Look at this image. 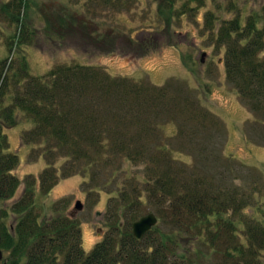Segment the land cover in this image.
Returning <instances> with one entry per match:
<instances>
[{
    "label": "trees",
    "instance_id": "obj_1",
    "mask_svg": "<svg viewBox=\"0 0 264 264\" xmlns=\"http://www.w3.org/2000/svg\"><path fill=\"white\" fill-rule=\"evenodd\" d=\"M100 1L115 7L122 2ZM25 6L26 0H14L0 7V15L11 14L21 24L18 45L31 33L19 18ZM218 42L227 48V82L264 137V24L255 16L244 25L239 18L229 21ZM112 44L107 42L109 48ZM154 51L147 46L135 56L128 51L123 55L136 58ZM5 63L0 62V249L7 253L2 264H262L264 220L256 216L264 219V210L257 183L249 188L227 184V168L196 172L198 166L179 162L158 140L160 127L174 125L176 138L189 132L191 138H203V153L196 161L219 160L227 132L216 115L187 97L179 107L165 101L172 81L157 87L111 76L101 65L80 63L55 65L36 77L24 57L9 78L2 76ZM10 87L14 93L5 104ZM18 113L32 124L21 140L34 150L28 163L45 162L38 177L28 175L22 181L13 174L19 159L10 152L6 135L17 124ZM126 164L137 171L131 179L122 167ZM76 176L88 177L85 190L96 195L93 204L100 202L101 193L109 196L106 223L111 230L89 254L83 249L80 222L64 214L41 222L36 208L37 191L47 195L60 180ZM21 185V197L7 208ZM150 207L158 225L137 240L132 224ZM230 213L233 219L227 217ZM9 214L15 216L12 227L5 224Z\"/></svg>",
    "mask_w": 264,
    "mask_h": 264
},
{
    "label": "rangeland",
    "instance_id": "obj_2",
    "mask_svg": "<svg viewBox=\"0 0 264 264\" xmlns=\"http://www.w3.org/2000/svg\"><path fill=\"white\" fill-rule=\"evenodd\" d=\"M12 1L0 0V7ZM26 2L27 7L19 16L21 23L31 32L25 44L16 43L21 24H16L11 14L0 15V62L6 61L3 77L8 75L11 78L24 57L31 75L36 77L45 76L55 65L80 63L101 65L111 76L134 81L141 79L157 87L172 81L165 101H172L168 103L179 107L183 104V97L195 100L198 106L224 123L226 144L219 160L209 158L199 162L196 160L202 156L201 146L205 144L202 137L191 138L189 132L186 138H176L175 126L169 125L159 126L158 140L173 151L172 156L179 162L187 167L198 166L196 172L204 173V169L210 166L219 167L215 169L217 173L227 168L223 175L227 184L249 188L257 183L262 197L259 203L264 210L263 129L252 126L253 114L228 84L225 68L227 48L218 42L221 29L237 18L244 25L248 17L255 16L262 27L264 0H122L117 7L104 5L100 0ZM152 32H155L153 37L150 36ZM109 41L113 42L110 48L107 46ZM147 46L155 51L136 58L123 55L128 51L135 56ZM115 49L119 51L117 54L112 53ZM6 92L4 99L8 104L14 90L10 87ZM16 122L14 127L6 130V135L10 152L16 153L19 159V166L13 174L22 181L28 175L38 177L45 168V162L40 159L36 163H28L31 154L35 155L34 150L31 146H23L21 140L24 131L30 130L32 124L21 113H18ZM62 163L64 159L59 165ZM122 167L129 179L137 173L131 164ZM119 176L125 183L123 174L119 173ZM88 180V177L80 176L62 179L49 194L41 195L39 191L36 194L41 222L64 214L81 223L86 254L111 230L106 223L109 196L101 193L100 202L93 204L96 195L85 190ZM23 190L24 185H21L5 206L10 208ZM77 202L82 205L81 211L75 210ZM149 213L156 214L150 207L142 210L141 217ZM247 214L255 217L254 213ZM227 217L233 219L231 213ZM256 217L264 220L260 214ZM121 221L124 222L123 216ZM14 222L15 216L9 214L5 224L12 227ZM237 226L243 229V225ZM242 241L245 240L242 238ZM6 257L7 253H4V259ZM261 260L264 264V254Z\"/></svg>",
    "mask_w": 264,
    "mask_h": 264
},
{
    "label": "water",
    "instance_id": "obj_3",
    "mask_svg": "<svg viewBox=\"0 0 264 264\" xmlns=\"http://www.w3.org/2000/svg\"><path fill=\"white\" fill-rule=\"evenodd\" d=\"M75 210L76 211L82 210V205L80 202L76 203ZM157 225H158L157 217L153 213H149L132 224V234L134 238H136L137 240H141L149 232H151ZM0 243H1V236H0ZM3 258H4V254L0 249V261H3Z\"/></svg>",
    "mask_w": 264,
    "mask_h": 264
}]
</instances>
